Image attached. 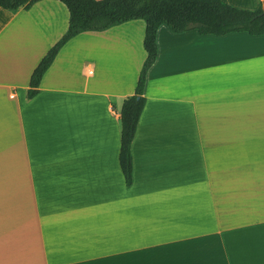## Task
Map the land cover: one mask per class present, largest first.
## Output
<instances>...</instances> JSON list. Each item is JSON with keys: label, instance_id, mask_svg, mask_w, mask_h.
I'll use <instances>...</instances> for the list:
<instances>
[{"label": "crops", "instance_id": "0c3cea01", "mask_svg": "<svg viewBox=\"0 0 264 264\" xmlns=\"http://www.w3.org/2000/svg\"><path fill=\"white\" fill-rule=\"evenodd\" d=\"M68 19L0 7V264H264V34L158 27L126 186L144 21L75 35L26 99Z\"/></svg>", "mask_w": 264, "mask_h": 264}, {"label": "trees", "instance_id": "16d2710c", "mask_svg": "<svg viewBox=\"0 0 264 264\" xmlns=\"http://www.w3.org/2000/svg\"><path fill=\"white\" fill-rule=\"evenodd\" d=\"M40 0H0L3 9H29ZM69 13L63 35L50 47L33 70L26 99L37 92L40 80L61 47L83 31H101L121 23L144 21L143 48L146 57L141 66L134 93L124 99L120 110L119 166L126 186L132 183L131 145L140 114L145 105L144 86L148 69L157 57V29L165 24L174 34L197 30L200 34L224 35L245 31L264 34V6L249 10L222 0H58Z\"/></svg>", "mask_w": 264, "mask_h": 264}, {"label": "rangeland", "instance_id": "374dc122", "mask_svg": "<svg viewBox=\"0 0 264 264\" xmlns=\"http://www.w3.org/2000/svg\"><path fill=\"white\" fill-rule=\"evenodd\" d=\"M261 6H264V0H261ZM260 6L257 5V8H259ZM256 9V8H255Z\"/></svg>", "mask_w": 264, "mask_h": 264}, {"label": "built area", "instance_id": "2783aa9c", "mask_svg": "<svg viewBox=\"0 0 264 264\" xmlns=\"http://www.w3.org/2000/svg\"><path fill=\"white\" fill-rule=\"evenodd\" d=\"M91 65H92V62H89V63H87V67H91Z\"/></svg>", "mask_w": 264, "mask_h": 264}]
</instances>
